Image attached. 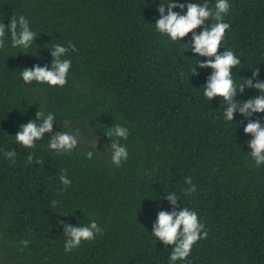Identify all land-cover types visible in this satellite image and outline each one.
<instances>
[{
    "label": "trees",
    "instance_id": "16d2710c",
    "mask_svg": "<svg viewBox=\"0 0 264 264\" xmlns=\"http://www.w3.org/2000/svg\"><path fill=\"white\" fill-rule=\"evenodd\" d=\"M229 3L224 19L230 29L222 45L240 56L234 79L253 85L236 90L239 103L258 95L254 85L264 81V0ZM161 4L0 0V21L7 26L24 15L36 32L28 49L13 47L10 33L0 46L3 264L4 258L8 264H169L171 245L150 233L160 211L178 212L183 205L197 211L207 231L183 264H264V166L255 167L248 155L250 134L244 131L250 120L264 127V112L236 111L231 122L223 119V98L203 96L213 69L197 65L192 75L188 71L197 58L210 57L180 44L190 45L192 32L179 43L155 29ZM55 43L74 45L65 54L71 60L66 83H25L20 71L50 66ZM38 112L54 115L52 131L30 148L18 144L14 135ZM115 124L130 129L127 139L113 137L128 150L119 166L111 161L112 150L83 140L98 134L112 146L106 133ZM61 131L77 138L70 152L48 147ZM7 150L17 154L14 161L3 155ZM62 173L70 184L61 182ZM185 177L195 191L185 193ZM168 192L177 193L175 205ZM92 219L102 231L65 251V226Z\"/></svg>",
    "mask_w": 264,
    "mask_h": 264
},
{
    "label": "clouds",
    "instance_id": "9594fccd",
    "mask_svg": "<svg viewBox=\"0 0 264 264\" xmlns=\"http://www.w3.org/2000/svg\"><path fill=\"white\" fill-rule=\"evenodd\" d=\"M211 3V6H210ZM167 5V14H165L164 5ZM179 7L184 9L182 13L173 11ZM230 10L229 0H204V3H175L174 0H162L159 7V19L152 24L155 29L161 34L180 43V40L189 32H192V43L190 45L180 43L186 46L190 51L199 54L200 56L210 57L206 61H197L191 65L188 71L191 75L195 71V66L210 67L213 69L212 74L203 86V96L210 100L213 97L219 96L226 103L223 104V119L231 122L234 112L238 111L247 116L252 113L264 112V81H258L254 87L258 89V95L247 100H241L239 103L234 101L236 90H243L244 86L252 87V81L248 78H243L241 81L234 79L232 68L239 65L240 56L233 49L226 48L222 45L225 38L226 30L230 29V24L224 19L225 14ZM211 18L207 27H203L206 19ZM7 27V32H6ZM201 28L199 34L195 33V29ZM10 33L11 44L13 47H21L28 49L33 43L36 32L29 27L27 18L24 15H15L11 22L6 26L4 21H0V46L4 44V38ZM52 53L53 60L50 66H33L20 71V77L25 83L36 81L38 83H46L49 86H63L66 83L68 71L71 67V60L65 58L69 47L74 48V45L66 47L64 44L55 43ZM223 47V52H218V48ZM253 75H257L256 72ZM54 122V115L51 113L44 114L38 112L34 120H29L22 125L14 135L18 144L24 147H32L35 142L43 138L45 132H51ZM246 134H250L248 146L250 152L248 155L254 162L255 167L264 166V127L260 122L249 121L244 128ZM109 137L127 139L130 134L128 126L123 124H115L110 127L106 133ZM77 138L74 134L66 131H61L54 135L48 143V147L57 152H70L77 145ZM5 158L14 161L16 153L12 150L3 152ZM93 152L88 151L87 156L93 157ZM128 150L126 145L120 143L119 139L113 138L112 143V163L119 166L122 161L127 160ZM31 156H29V160ZM63 173L60 175V180L64 185L71 183V180L66 178ZM185 182L189 187L185 188V193L195 191V184H192L191 177H185ZM167 199L175 205L179 199L176 192H168ZM54 204L57 201H53ZM96 220L80 224L76 227L65 226L64 241L65 251H71L78 247L81 241L92 240L95 235L101 232ZM155 237L156 241H162L165 245H171V253L169 264H178V262L186 261L193 245L207 236L205 225L200 222L197 211L194 208L183 205L177 212L175 209L171 212L160 211L153 225V231L150 233ZM27 245L28 241H22Z\"/></svg>",
    "mask_w": 264,
    "mask_h": 264
},
{
    "label": "rangeland",
    "instance_id": "374dc122",
    "mask_svg": "<svg viewBox=\"0 0 264 264\" xmlns=\"http://www.w3.org/2000/svg\"><path fill=\"white\" fill-rule=\"evenodd\" d=\"M83 136V135H81ZM83 140L87 141V142H90L91 144H94V145H98L100 146L101 148L107 150V151H111L112 150V146L111 144L101 135H93L91 138L87 135H84L83 136ZM0 244H1V240H0ZM3 250H2V247L0 245V264H3V260L1 258V256L3 255ZM4 264H8V261H5V258H4ZM12 264H26L24 263L22 260L20 259H16L15 261H13Z\"/></svg>",
    "mask_w": 264,
    "mask_h": 264
}]
</instances>
